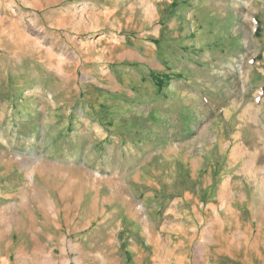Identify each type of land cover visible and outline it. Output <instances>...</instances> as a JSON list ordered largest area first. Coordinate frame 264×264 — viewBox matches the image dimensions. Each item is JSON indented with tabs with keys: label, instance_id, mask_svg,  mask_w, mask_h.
<instances>
[{
	"label": "rangeland",
	"instance_id": "1",
	"mask_svg": "<svg viewBox=\"0 0 264 264\" xmlns=\"http://www.w3.org/2000/svg\"><path fill=\"white\" fill-rule=\"evenodd\" d=\"M0 264H264V0H0Z\"/></svg>",
	"mask_w": 264,
	"mask_h": 264
},
{
	"label": "bare ground",
	"instance_id": "2",
	"mask_svg": "<svg viewBox=\"0 0 264 264\" xmlns=\"http://www.w3.org/2000/svg\"><path fill=\"white\" fill-rule=\"evenodd\" d=\"M258 14L260 15V12L258 11ZM216 33V32H215ZM4 44V43H3ZM8 49V48H7ZM163 50V49H162ZM252 52V51H251ZM244 63V62H243ZM245 67H246V64H245ZM252 71H250V72H253L254 70H255V67L253 66L252 68ZM250 69V70H251ZM246 75H247V77L249 78V72H247L246 73ZM253 80L255 81V78H253ZM206 100H208V97L206 98ZM10 133L11 132H13V133H11V134H13L14 136H18L19 135V130L17 131V129L16 128H14L13 126L12 127H10ZM36 135H37V132L36 131H34L33 132V134H32V136H31V139H30V142L31 141H34L35 139H36ZM1 136H3V133H1ZM52 142V145H53V141H51ZM16 156L17 157H20L19 156V154H16ZM45 159L46 160H49L50 159V157H49V154L47 155V157H45ZM25 163V162H24ZM23 163V167H21V170H22V172H24L25 171V168L26 169H28V166H27V164L25 163L24 164ZM38 164V163H37ZM39 164H41V167L42 168H45L46 167V164L45 163H43V162H41V163H39ZM26 166V167H25ZM120 167V166H119ZM86 168H87V166H86ZM116 168V167H115ZM109 171V170H108ZM24 174H26V176L28 177V176H30V172H25ZM34 179V178H33ZM42 183L43 184V182L41 181V180H38V183ZM70 198L71 197H68V201L66 202V204H64L65 205V207H67V209H68V207H69V203H70ZM66 208H65V210H67Z\"/></svg>",
	"mask_w": 264,
	"mask_h": 264
},
{
	"label": "crops",
	"instance_id": "3",
	"mask_svg": "<svg viewBox=\"0 0 264 264\" xmlns=\"http://www.w3.org/2000/svg\"><path fill=\"white\" fill-rule=\"evenodd\" d=\"M217 36H218V35H216V36L214 37V39H213L214 41H216V39L218 38Z\"/></svg>",
	"mask_w": 264,
	"mask_h": 264
}]
</instances>
